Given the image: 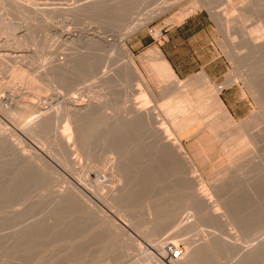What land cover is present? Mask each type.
Wrapping results in <instances>:
<instances>
[{
	"label": "rangeland",
	"instance_id": "1",
	"mask_svg": "<svg viewBox=\"0 0 264 264\" xmlns=\"http://www.w3.org/2000/svg\"><path fill=\"white\" fill-rule=\"evenodd\" d=\"M19 1L25 3V5H22V9H17L19 12H11L12 10L9 2L5 1V3L0 1V16L2 15V17H0V22L4 23H1L4 25L3 28L2 25H0V260L5 257L3 255L7 253L6 256L12 255L13 258L15 257V260L23 259L24 264H105L107 262L109 263V261H111V264H142V252L140 251L144 253H155V249H157L165 254V248L171 244H175L182 248V257L184 258V256L186 257L188 255V247L194 244L195 253H199L200 255L197 256L204 258L203 263L207 264L212 257H214L216 261L212 258L211 262H214L211 264H227L229 262V257L231 261H234L237 257L234 256L235 258L232 259L231 256L233 254L231 253V256H227V253L223 255L228 251L226 249L224 250V248L219 245L217 246V244H215L217 240L215 241V239L210 237L213 224L210 223L209 226V222L206 218L204 222L202 213L191 206H188L190 209L188 210L192 213L186 210V206L189 203V196H185L186 194L188 195V192L183 190H186L184 189L186 186L185 181L192 175L194 177L196 175L195 178H200L206 182V184H204L209 188L208 195H212L210 196L212 197L210 200L214 201L213 205H217L219 198L216 195L215 189L219 187L222 190L224 186H226L224 188L225 190L236 191L239 189L237 188L238 185L235 186V188L231 185H236L237 182L244 180L243 175L250 172L251 166L254 165H252L251 161H253L256 156L258 158L254 160L257 163H261L262 158L264 159V157H262V155L264 156V109H262L264 108V103L260 97L264 92L261 91L260 93L259 90H256V85L259 89L261 84L264 83V71L261 70L264 69V0H179V4L175 7L162 11L159 9L160 3L166 0H151V2H148L150 1L148 0L145 4L141 2L142 0H139V4H134V2L138 0H134V2L133 0H129V3L133 5L134 9L138 7L140 3L142 4L136 11L133 8L134 11H131L132 5L127 4L128 2L124 4V0L120 4H124L125 7L122 6L123 8L119 7L121 0H117L118 4L115 2L116 0ZM167 1L170 5L175 2V0ZM194 3H196L197 6L191 9L192 12H186L185 17L172 21L177 13L185 8H190ZM126 4L131 6H126ZM137 4L138 6H135ZM108 5L109 7H107ZM113 5L115 12L113 11ZM128 9H130L128 15L132 12L130 16H127L126 13ZM111 14L115 15L113 16ZM197 14L200 15V17L203 15L210 20L213 28V35L212 37L209 35V38L212 39V44L205 47L204 51L201 52V65L203 67L188 77H179L163 58L158 44L162 41L163 35L169 28L178 25L188 16ZM238 14L242 16V18H237ZM231 19H233V22H231ZM156 32L159 33V35H157ZM96 41L104 43L102 44L99 42V44L101 43L99 46H107L105 47L106 49L103 51L98 49L99 46ZM140 41L142 42V46L138 47L137 45L141 43ZM92 42L94 45L96 43V45L92 46ZM89 44L94 50L92 47L90 48ZM86 46H88V49L90 48L92 50V52L90 50L91 53L96 50V57L95 53H93V56L90 54L92 58H94L92 61H90L91 56L89 55L90 59L87 60L90 62L87 63V60L84 59L82 60L84 62L80 61L79 65L78 63H71V66L67 69L68 72L66 70H61L58 74L56 73L58 76H55L53 79L55 82L49 83L51 84L50 89H47L48 92L46 91L45 94L31 88L26 81L21 83L17 80L18 77H16L19 73H16V75L14 74L13 69L18 72L19 68L22 67L21 69H26L29 75L39 79V76H41L46 69L48 70L56 64L59 65L60 63L70 60L72 56L76 55L78 52L85 51V49H87ZM83 47L84 49L80 50ZM151 48L155 49L150 50ZM127 51L131 52L130 57ZM154 55L155 58H153ZM130 62L132 64H130ZM261 65L263 67H261ZM81 66H84V68ZM156 66L161 67L158 68ZM100 67H102V71ZM99 70L101 72H99ZM120 71L121 73L123 72V74H121ZM164 71L169 73L173 72L172 74L175 78L172 77L171 80H169L170 78L164 79L161 74ZM118 73L121 76H119ZM128 73L130 75H128ZM122 75L125 76L124 79L129 80L125 81L120 78ZM42 76H44V74H42ZM40 79H43V77H40ZM173 79L179 83H183V87L180 91L173 92L171 95L166 87L170 88L173 86ZM43 82L45 81L41 80V83H39L42 86L47 84L46 82L43 84ZM145 84L148 87H146ZM218 88H221L219 89V95H217ZM139 92L143 93L139 95ZM141 102H143V105ZM145 102L149 103L146 104ZM67 104L69 105L67 106ZM72 105L99 106L97 108L98 110L93 111L95 115H93V118L91 117L92 121L90 120L93 122L91 124L95 127L94 130L91 131V128H93L91 125H89L91 126L90 128H88L87 125L85 126V124H90L88 121L89 118H87L90 116L87 115V117L83 119L85 123L83 122L81 125V131H83H80L82 133H80L81 135L85 134L83 135L84 138H81V140L91 142L92 145L91 143L90 145L93 146V152L97 153L93 154L94 156H92V159H86V155L81 151L75 126L70 117L66 116V111L69 107L72 108ZM140 105H142V110L146 109L144 112L149 117L152 114L154 118L151 119L150 117V119L153 123L150 121V123L146 124L145 121L138 118L139 121L137 120V122L139 123L136 124L137 126L134 125L135 119L133 121V117L135 114L133 115V111L138 107L141 108ZM25 106L26 109L28 107L30 108L26 110ZM224 109L230 121L236 126L243 125L245 127L244 129L248 130L249 135L256 137V139L263 140V143L260 144L259 149L255 151L260 155L252 154L251 156H242V159L240 158L230 165L232 169L229 171L226 172L221 169L212 172L208 167V163L201 164L197 161V158H194L195 156L191 148L195 141L206 136L208 133L206 129L207 126L228 125L226 122L222 121ZM22 111L27 113L28 117L20 123L17 119L23 114ZM130 111H132V115ZM182 112L186 114L182 123L186 130L179 133L172 129L171 117H178ZM119 113L123 115L119 117ZM103 114L104 116L115 118H122L123 116V118H127L125 119L126 122L124 120L125 125L132 119L134 126L131 127L132 122H130L131 125L129 123V126H125L123 124L124 122L119 121L120 119L118 118L116 122L113 121L115 123L112 122L113 125H111V123L110 125L106 123L107 125L105 126H110L109 128H115L116 126L115 131H118L120 134L114 137V129L112 130L100 125V121L98 122V128L96 125L98 123H95V120L96 122L98 119L100 120ZM43 118H46L45 122L49 123V127L58 129V132L61 134L64 132L63 134L64 136L66 135L67 140L70 141L72 139V141H70L71 146L75 147L73 148L74 153L72 152L71 158L78 161L75 160L78 164L75 166L76 168L74 166L72 170L71 167L63 168V165L60 164V162L57 164L56 162H58V160L51 156L53 155L51 153H54L52 152L54 150L51 151V149H54V147H51L54 137L51 133L52 129H49L47 123L46 127L48 128L46 130L39 129L38 131L35 130L33 133L27 131L28 129L26 130L32 123V126H34L36 121L40 122ZM48 118H51L52 123ZM123 118L121 120H123ZM153 119H155V121L157 120L156 124ZM120 122L123 123L121 124ZM121 125H124V127H121ZM152 126H164L166 128L169 126L172 138H175V140L177 139V143H180L179 145H181L182 151L185 154H183V156H186L185 159L191 162V164L189 163L190 167L188 169L191 168V171L194 170V173H191L190 170H187V173L185 171L184 175L181 174V172H177L179 171V166L177 162H174V157L172 155L160 153L159 148L157 149V142L154 140V143L150 140V138H154L152 135ZM44 127L43 125L42 128ZM86 127L87 130L90 129V132L96 131L97 129L99 131L97 130L89 136L86 135L89 131L84 130ZM100 127H103L104 130L106 128L108 136L105 135L106 132L103 134L104 130ZM120 127L122 129L125 128L126 133L119 129ZM128 129H130L128 134L130 133L132 135L134 130L137 132L139 129L141 134L135 133L133 137H131V135H127ZM84 131L86 133H84ZM26 132L29 133L30 136ZM118 132H116V134H118ZM146 132L151 135L148 134L149 137L148 135L146 136ZM93 134H95V136ZM98 134L99 136L103 135V137H98ZM110 134L113 137H111ZM125 135L131 138L127 137L125 140ZM211 135L213 139L217 136H214V133H211ZM104 136H106V138ZM109 136L112 138L111 141L115 140V145L109 143L110 140H107ZM119 136L122 142L118 140ZM87 137L90 138L87 140ZM222 140L223 137H219L216 141L221 142ZM102 141L104 143L106 142L109 146H106V143V147H104V145L102 146ZM216 141L214 140V142ZM150 142L152 146L149 144ZM97 144L100 145V149L97 147ZM105 152L108 153L105 154ZM217 152L218 150L212 153V155L210 154V156L213 157V155H217ZM175 155L179 156V154ZM121 157L122 159L124 157V162L123 160H118ZM116 161L117 164L119 162L118 165L123 162L125 167L120 166V168L116 164ZM173 162L177 164H173L176 168L178 167L177 170L175 167L173 168ZM113 163H115L114 166L117 165L118 168H120V171L117 169L113 172L111 169V167L113 168ZM77 169H79V171H77ZM228 172H230L231 177H234L233 179L229 177L230 175ZM219 173L222 175H219ZM187 174L189 176H187ZM224 174L225 176H223ZM241 175L243 177H241ZM185 177L186 180H184ZM221 182L224 183L222 186H220L222 184ZM228 182H230L231 185L228 184ZM78 183L82 185L80 186ZM225 184H228V186L232 188ZM213 185H215V188H213ZM94 186L98 187V190H96ZM198 187L199 189L203 188L202 185ZM239 187L242 186L239 185ZM186 188H188V186H186ZM78 189L80 191H78ZM199 189L196 187V190ZM239 190H241V188ZM77 191L79 193L83 192L82 194L84 196L81 194L80 196ZM92 191H95L94 195ZM70 193L72 195H70ZM122 193L125 194L124 200H119L121 197L112 199V197L115 196H122ZM182 193L184 194L180 196ZM61 194H67V196L69 194L71 198L73 195L75 196H73L72 200L66 199L70 198L69 196L60 200ZM76 194L79 195V200H83L82 205L84 208L81 203L79 204L81 201L77 199L78 197ZM102 194L106 195L108 198L107 201L110 199L112 203L116 202L118 206H115L116 203L114 204L116 208L113 205L108 206L106 204L107 201L102 199ZM105 195H103V198ZM123 197L124 196H122V198ZM185 198L188 202L184 204V202H186ZM76 199L79 202H77ZM158 199H164L165 201H158ZM110 200L108 202H110ZM122 201L126 204L121 203ZM83 203L86 205L84 206ZM121 204L122 206L127 205L126 209H122ZM104 205L106 207H114V210L110 208V213L105 208H102ZM177 206L179 208H177ZM181 206H185L184 208L186 211H184V208ZM94 207L106 210L105 212L108 213L107 215L110 217L114 216V212L117 213L119 209L128 210L129 213H127L128 211L126 213L124 212L125 214L122 218L120 217V219L127 223L125 219H128L127 217L130 216L126 214L133 215V217H131L136 220H130L131 217L129 218V221H132L131 223H127L129 228L122 225L117 219L118 223H116L122 226H120L122 230L125 227L124 232L127 231V234L130 232L129 235L131 234L135 239V243L141 245L143 250L137 247L140 251L136 248L134 252V249L131 248V252L129 250L128 254L125 256L127 250L125 251L124 246H121L123 244L122 242L120 243L117 236L111 235V238L110 235L109 237L106 234L107 240H105L106 237L104 233H107L106 231H108L109 228V231L113 229L112 231L114 232L115 227L106 223V225H101V223L100 225L97 224L98 222L94 220L92 213L94 210H98V208L95 209ZM159 208L163 209L160 211ZM173 209L178 212H173ZM212 209L215 210V207ZM90 210H93V212L91 213ZM224 210L222 206L219 212L223 213L225 212ZM167 212L168 216L169 214H173V216L170 215V217H168ZM163 213L165 214L162 215ZM195 213H197V215ZM158 219H163V222H160ZM164 220L167 223H165ZM157 221L160 225L156 224ZM135 222L139 224L138 226L140 229ZM202 222H204L206 226L202 224ZM163 223H165L166 226H164ZM132 224L138 231L133 229ZM107 225H111V227ZM234 225L237 227V231L233 229L234 226H230V230L232 233L236 232L234 234L238 235L236 237H238L239 240L234 234L233 240H237L238 245L244 248L249 249L252 244L260 243V241H258L259 239H264V236L258 239L255 237L256 235L252 236L250 234V236L247 234L248 236L239 237V233L237 232H240L238 231L240 226ZM130 226L132 227L130 228ZM207 228L208 230L211 228V230L208 232ZM109 231L108 233L111 234L112 231ZM145 231L147 233L155 232L154 234H157L155 239H151L152 243L150 238L147 237L150 241L146 239L149 233L147 235ZM203 232L206 233L204 234ZM207 233H209L208 236L210 238L206 235ZM35 237L36 239L38 238L37 243H35ZM108 237L111 240H108ZM112 239H114V241ZM186 239L189 242H187ZM208 240L211 243H209ZM107 241L109 242L107 243ZM110 241H112V243H110ZM197 241H201L199 242L201 245L199 247L202 248L204 246L203 251L201 248V251L198 249L199 247L197 244L199 243ZM49 242L50 244L53 242V248L50 247V244L48 245ZM151 244L154 245L155 249H153V245L151 246ZM47 246L50 247V253L52 252L53 255L52 253H48L49 247ZM56 246H60V248L56 249ZM35 247H37V249ZM205 247L209 248L207 249ZM216 247L218 248L216 249ZM112 248L113 251L111 252ZM206 249L207 253L204 255L207 256L204 257L201 253H204ZM31 250L32 252H30ZM30 253L31 255H29ZM54 254L57 256L55 257L56 259L54 258ZM236 256L239 257V255ZM199 257L195 258L196 262H194V264L199 262ZM207 257L209 260H205ZM21 260H16L15 263L19 261V264H21ZM201 260V263L199 262L198 264H203ZM204 260L207 262H204Z\"/></svg>",
	"mask_w": 264,
	"mask_h": 264
},
{
	"label": "bare ground",
	"instance_id": "2",
	"mask_svg": "<svg viewBox=\"0 0 264 264\" xmlns=\"http://www.w3.org/2000/svg\"><path fill=\"white\" fill-rule=\"evenodd\" d=\"M0 1H3V2H5V1H7V2H9V4H10V6H11V12H13V11H16V12H19L18 10L19 9H22V5H25V3H23V2H21V1H19V0H0ZM108 1H111V0H108ZM118 1H120V0H118ZM122 1L123 0H121V2L119 3V5L122 3ZM130 1H132V0H130ZM148 0H142L141 2L142 3H144L145 4V2H147ZM179 0H175V2H174V4H172V5H170V3L166 0V1H163L162 3H160V7H159V9L162 11V10H164V9H170V8H173V7H175L177 4H179V2H178ZM215 1V0H214ZM247 1V0H246ZM114 2V1H113ZM115 2H117V0L115 1ZM125 2H128L127 4H131V3H129V0H127V1H125L124 0V4H125ZM133 2H134V0H133ZM139 2V0L136 2H134V4L135 3H138ZM148 2H151V0L150 1H148ZM153 2V1H152ZM6 3V2H5ZM4 4V3H3ZM28 4V3H27ZM117 4H118V2H117ZM124 4L123 5H120L119 7H122V6H124ZM126 4V6H131V5H127ZM139 4V3H138ZM138 4L137 5H135V6H138ZM106 5V4H105ZM140 5H142L141 3H140ZM139 5V6H140ZM159 5V4H158ZM138 6V7H139ZM197 6V4L196 3H194L190 8H185V9H183V10H181L179 13H177L174 17H173V20L172 21H176V19H180V18H182V17H185L186 16V12H188V13H190V12H192L191 11V9H194L195 7ZM1 7V6H0ZM107 7H109V5L107 6ZM116 7H118V6H116ZM118 7V8H119ZM125 7V6H124ZM138 7H135V9L133 8V5H132V7H131V9L133 8L135 11L137 10V9H139ZM4 8V7H3ZM28 8V7H27ZM102 8V7H101ZM113 8H114V5H113ZM112 8V9H113ZM123 8V7H122ZM130 8V7H129ZM18 9V10H17ZM104 9H106V8H104ZM121 9V8H120ZM125 9V8H124ZM131 10V11H134V10ZM4 10V9H3ZM109 10V9H108ZM111 10V9H110ZM1 11V10H0ZM29 11V10H28ZM112 11V10H111ZM114 12H115V8H114V10H113ZM112 11V12H113ZM120 11H122V10H120ZM119 11V12H120ZM127 11V10H126ZM130 11V9H128V11L126 12L127 13V16H130L131 15V13H129L130 15H128V12ZM6 12V11H5ZM15 12V13H16ZM107 12V11H106ZM109 12V11H108ZM234 12V11H233ZM7 13V12H6ZM121 13V12H120ZM125 13V14H126ZM102 14V13H101ZM117 14V13H116ZM119 14V13H118ZM123 14H124V12H123ZM240 14V13H239ZM239 14H238V16H237V18H242V16H239ZM9 15H10V13H9ZM26 15V14H25ZM104 15V14H103ZM110 15V14H109ZM111 15H113V14H111ZM115 15V14H114ZM113 15V16H114ZM122 15V14H121ZM121 15H120V18H121ZM241 15V14H240ZM108 16V15H107ZM236 16V15H235ZM0 17H2V15L0 16ZM8 17V16H7ZM105 17H106V15H105ZM111 17V16H110ZM116 17H119V16H116ZM115 17V18H116ZM123 17V16H122ZM244 17H245V15H244ZM243 17V18H244ZM125 18V17H124ZM123 18V19H124ZM235 18V17H234ZM4 20V19H3ZM6 20V19H5ZM118 20H120V19H118ZM122 20V19H121ZM232 21L231 22H233V19H231ZM117 21V20H116ZM1 23H3V22H0V25H2ZM12 23V22H11ZM4 24V23H3ZM114 24V23H113ZM95 25V24H94ZM98 25V24H97ZM3 26L4 25H2V28H3ZM15 26V25H14ZM14 26H13V29H14ZM12 27V26H11ZM16 27V26H15ZM111 27V26H110ZM1 31V30H0ZM14 33V32H13ZM157 33V32H156ZM5 34V33H4ZM75 34V33H74ZM157 35H159V33H157ZM156 35V36H157ZM155 36V35H154ZM74 37V36H73ZM104 37V36H103ZM154 38V37H153ZM90 39V38H89ZM89 41V40H88ZM91 41V40H90ZM86 42V41H85ZM97 42V41H96ZM99 42H101V41H98L97 42V44H98V46L102 43H100L99 44ZM73 43V42H72ZM90 43V42H89ZM102 44H104V43H102ZM74 45V44H73ZM92 46H95L96 45V43H95V45L93 44V42H92V44H91ZM105 45H107V44H105ZM89 46H90V44H89ZM92 46H90V48L92 47ZM119 46V45H118ZM87 47V49H85V51H80V52H78L76 55H74V56H72V58L70 59V60H68V61H66V62H63V63H60L59 65L58 64H56V65H54L52 68H50V69H46V71H42L43 73L42 74H44V76H42V74H41V76H39V79H37V78H34L33 76H31V75H29V73H27V71H26V69H21V68H19V70H18V72L17 71H15L14 69H13V71H14V74L16 75V73H19L18 75H16V77H18V79L17 78H15V79H17L18 81H20L21 83H24L25 81H26V83L28 84V85H30L31 86V88H34L35 90H37V92H40V93H43V94H45L46 93V91H47V89L49 90L50 89V85L51 84H49V83H52V82H55V81H53V79L55 78V76H58V75H56V73L58 74V72L59 71H61V70H66L67 71V69L71 66V63L72 64H75V63H78V65H79V63H80V61L81 62H84V61H82V60H84V59H90V61H92L94 58H92V56L94 55L93 53H95V57H96V50L93 52V53H91L92 52V50L89 48L88 49V46H86ZM105 47H107V46H105ZM103 45L102 46H99V48L98 49H101V51H103V50H105L106 48H105ZM93 48V47H92ZM104 48V49H103ZM82 49H84V47L83 48H81L80 50H82ZM79 50V49H78ZM90 50H91V52H90ZM93 50H94V48H93ZM116 50H118V49H116ZM129 50V49H128ZM100 51V52H101ZM157 51V50H156ZM99 52V53H100ZM154 52H155V50H154ZM153 52V53H154ZM104 53V52H103ZM156 53V52H155ZM92 56H91V55ZM98 54V53H97ZM127 54H128V56L130 57L131 56V52L130 51H127ZM89 55L91 56L90 58H89ZM101 55V54H100ZM63 56V55H62ZM157 57V56H156ZM68 58V57H67ZM153 58H155V55L153 56ZM43 59H44V57H43ZM42 59V60H43ZM107 59V58H106ZM131 59V58H130ZM63 60V59H62ZM108 60V59H107ZM46 61V60H45ZM90 61H86L87 63L88 62H90ZM133 61V60H132ZM131 61V62H132ZM108 62V61H107ZM130 62V64H132ZM104 63V62H103ZM44 65V64H43ZM158 65V64H157ZM48 66V65H47ZM132 66V65H131ZM264 66V65H263ZM262 65H261V67H263ZM81 67H83L84 68V66H81ZM86 67V66H85ZM99 67V66H98ZM133 67V66H132ZM132 67H129V68H131V69H133ZM156 67H158V66H156ZM161 66H159L158 68H160ZM261 67H260V69H261ZM126 68V67H125ZM264 68V67H263ZM100 69H101V71H102V67H100ZM135 69V68H134ZM170 69V68H169ZM260 69H259V71H260ZM30 70V69H29ZM120 70V69H119ZM136 70V69H135ZM134 70V71H135ZM162 70V69H161ZM164 70V69H163ZM261 70H263L264 71V69H261ZM12 71V70H11ZM100 70H99V72H101ZM122 71V70H121ZM121 71H120V73H121ZM133 71V70H132ZM167 71V70H166ZM166 71H164V72H162L161 74L163 75V78L164 79H166V78H170L169 80H171V78L173 77V72H171V73H169V72H166ZM169 71V70H168ZM259 71H258V73H259ZM68 72V71H67ZM87 72V71H86ZM98 72V71H97ZM119 72V71H118ZM130 72V71H129ZM13 73V72H12ZM91 74V73H90ZM121 74H123V72L121 73ZM118 75H119V73H118ZM128 75H130L129 73H128ZM71 76V75H70ZM87 76V75H86ZM85 76V77H86ZM119 76H121V75H119ZM125 76L127 77V75L125 74ZM125 76L124 75H122V77H120V78H122V79H124L125 78ZM175 76V75H174ZM37 77V76H36ZM40 77H43V79H40ZM72 78V77H71ZM119 78V77H118ZM173 78H175V77H173ZM37 79V80H36ZM41 80L42 81H45L47 84H44L45 82H43V84L45 85H41L40 83H41ZM125 81L126 80H129V79H124ZM180 81V80H179ZM40 82V83H39ZM162 82V81H161ZM232 82V81H231ZM250 82V81H249ZM133 83V82H132ZM146 85V84H145ZM172 87H170V88H167L166 87V89H168L169 91H170V93H171V95L173 94V92H176V91H180L181 89H182V87H183V83H179L178 81H176L175 79H173L172 80ZM254 85H256V84H254ZM146 87H148L147 85H146ZM251 87H252V85H251ZM165 88V87H164ZM163 89V88H162ZM165 89V90H166ZM255 89V88H254ZM164 90V91H165ZM256 90L258 91L259 90V92L261 93V91L262 92H264L263 90H264V83L263 84H261V86L259 87V89L257 88V85H256ZM255 90V91H256ZM142 91V90H141ZM169 91H168V93H169ZM48 92V91H47ZM143 92H139V95L140 94H142ZM258 93V92H257ZM260 93H259V96H260ZM45 96V95H44ZM258 96V95H257ZM261 97V99H262V102L264 103V94L262 93V95L260 96ZM141 99H143V98H141ZM148 99V98H147ZM146 99V100H147ZM137 101V100H136ZM140 101V100H139ZM143 101V100H142ZM145 101V100H144ZM146 104L147 103H149V102H145ZM141 104L143 105V102H141ZM260 104H261V102H260ZM69 104H67V106H68ZM142 105H140V107L141 108H139L138 106H139V104H138V108L135 110V111H133V115H134V117H136V118H134L133 117V121H134V119H135V124H134V122H132V119L130 120V119H128V120H130L129 121V123L130 122H132V125H131V123H130V125H131V127L132 126H134V125H136V124H138L139 122H137V120H138V118H141L143 121H145L146 122V124L147 123H150V121H151V119L152 118H154V117H152V114H151V119H150V117L144 112V110H146V109H144V106H143V109L144 110H142ZM145 105V104H144ZM263 105V104H262ZM73 107L72 108H68V110L66 111V116L68 117H70V119H71V121H72V123L74 124V126H75V130H76V132H77V138H78V142H79V145H80V148H81V151L83 152V154L84 155H86V159H92V156H94L93 154H95L93 151V146H91L92 145V143L91 142H89V141H84V140H81V138H84V136L83 135H85V134H83V135H81L82 133V131H81V125H82V123L85 121H83V119H84V117H87V115L88 116H90V117H87V118H89L88 119V121L90 122V124H85V126L87 125L88 126V128H90L93 124H91V123H93V122H91L92 120H91V117L93 118V115H95L94 114V112L93 111H95V110H98L97 108L99 107H97V105H90V106H86V105H79V106H77V105H72ZM103 106V105H102ZM264 106V105H263ZM66 107V106H65ZM145 107H146V105H145ZM149 107V106H148ZM169 107V106H168ZM28 108H30V107H28ZM27 108V109H28ZM147 108V107H146ZM25 109H26V106H25ZM26 109V110H27ZM32 109V108H31ZM150 109V108H149ZM262 109H264V108H262ZM24 111V110H23ZM22 111V112H23ZM152 111V110H151ZM21 112V113H22ZM30 112H31V110H30ZM58 112V111H57ZM56 112V113H57ZM93 112V113H92ZM149 112V111H148ZM92 113V114H91ZM151 113V112H150ZM60 114V113H59ZM91 114V115H90ZM106 114V113H105ZM120 114V113H119ZM126 114V113H125ZM130 114L132 115V111H130ZM149 114V113H148ZM264 114V113H263ZM63 115V114H62ZM65 115V114H64ZM97 115V114H96ZM121 115H123V114H120V116L119 117H121ZM149 117H147V116ZM185 113H181L178 117H171V122H172V125H171V127H172V129L173 130H176L177 132H179V133H182V132H184L186 129L184 128V125L182 124L183 123V119H184V117H185ZM222 121H224V122H226L228 125H230V126H228V125H225L224 126V124L221 126H213V125H210V126H207L206 127V129L208 130V133L206 134V136H204V137H202V139L200 138V139H198L197 141H195V143L193 144V146H192V151H193V154H194V158H197V161H199L201 164H209V168H210V170L213 172V171H217V170H221V169H223V170H225L226 172L227 171H229L230 169H232L231 168V164H233L235 161H237V160H239L240 158L242 159V156H246V155H249V156H251L252 154H257L255 151H257L258 149H259V145L260 144H262L263 143V140H259V139H256V137H253V136H251V135H249V132H248V130L247 129H244L245 127L243 126V125H241V126H236L232 121H230V118H229V116H228V114H227V112H226V110L224 109V111H223V113H222ZM102 116V115H101ZM126 116V115H125ZM28 117V114L27 113H24L23 112V114H21L19 117H18V121L20 122V123H22L26 118ZM132 117V116H131ZM41 118V117H40ZM96 118H97V116H96ZM118 118V117H117ZM115 118V117H107L106 115L104 116V114H103V116H102V118L99 120L98 119V121L96 122V120H95V116H94V120H95V123H98L99 121V123H101L100 125H103L104 127H108V126H105V125H107L108 123H109V125H110V123H111V125H113V123H115L118 119H120L119 121H123L124 122V120L125 119H127V118H123V116H122V118H123V120H121L122 118ZM129 118H130V115H129ZM46 119V118H45ZM45 119L43 118V119H41V121L40 122H35V125L34 126H32L33 125V123H32V125L30 126V127H28V128H26V130L27 131H30L31 133H33L35 130H39V129H41V130H46L50 125H49V123H47V122H45ZM49 120H51V118H48ZM63 119V118H62ZM69 119V118H68ZM67 119V120H68ZM69 119V120H70ZM86 119V118H85ZM91 120V121H90ZM154 121H155V119H153ZM46 121H48V120H46ZM64 121H66V120H64ZM113 121H115V122H113ZM139 121V120H138ZM142 121V122H143ZM157 121V120H156ZM156 121L154 122L155 124H156ZM221 121V122H222ZM26 122V121H25ZM24 122V123H25ZM34 122V121H33ZM49 122V121H48ZM113 122V123H112ZM122 122V123H123ZM125 122H126V120H125ZM125 122L123 123L124 125H125ZM128 122V121H127ZM141 122V121H140ZM46 123L48 124V127H46ZM51 123H52V120H51ZM85 123V122H84ZM86 123H87V120H86ZM99 123L98 124H96L97 125V127L99 128ZM104 123V124H103ZM107 123V124H106ZM121 123V122H120ZM119 123V124H120ZM121 123V124H122ZM128 123V124H129ZM151 123H153V121H151ZM159 123V122H158ZM66 124V123H65ZM64 124V125H65ZM68 124V123H67ZM127 124V125H128ZM134 124V125H133ZM141 124V123H140ZM155 124H153V125H155ZM221 124V123H220ZM43 125L46 127H44V128H42L43 127ZM89 125H91V126H89ZM95 125V124H94ZM124 125L122 126L121 125V127H124ZM127 125H125V126H127ZM53 126V125H52ZM85 126H84V128H85ZM129 126V125H128ZM137 126V125H136ZM148 126H151V125H148ZM258 126V125H257ZM27 127V126H26ZM54 127V126H53ZM93 128H91V131L92 130H94V126H92ZM97 127H96V129H97ZM110 127V126H109ZM108 127V128H109ZM114 127V126H113ZM119 128V129H121L122 131H125V133H126V130H125V128L124 129H122V128ZM130 127V128H131ZM157 127V128H156ZM156 127H154V126H152L151 127V129H153V133H152V135H153V137L155 138H150V140L151 141H153L154 142V140H155V142H157L156 144L158 145V147H157V149L159 148V150H160V153H163V154H168V155H172L173 157H174V162H177V164H178V166H179V171H177V172H181V174H183L184 175V172L186 171V173H187V170H190V172L192 173L194 170H192L191 171V168L190 169H188L189 167H190V164H191V162L189 161L188 162V160L187 159H185L186 158V156L184 157L183 156V151H182V147H181V145H179L180 143H177V139L175 140V138L173 139L172 138V136H171V134H170V131H169V126H168V128H166V127H164V126H156ZM64 128V127H63ZM101 129H103L104 130V128L103 127H100ZM107 128V129H108ZM115 128H116V126H115ZM115 128H109V129H114L113 131H115ZM150 128V127H149ZM49 129L51 130L52 129V127H49ZM83 129V128H82ZM100 129V130H101ZM40 130V131H41ZM69 130V129H68ZM84 130H86V131H89L90 129H88L87 130V127H86V129H84ZM98 130V129H97ZM96 130V131H97ZM102 130V131H103ZM118 130V129H117ZM129 130L130 129H128V131H127V135H131L130 133L128 134V132H129ZM140 130V129H139ZM138 130V131H139ZM255 130V129H254ZM59 130L58 129H56V128H54V129H52V136L54 137V140H52V146L51 147H54V149H51V151L52 150H54V151H52V152H54V153H51V152H49V153H51V154H53V155H51L54 159L56 158L57 160H58V162H56L57 164L60 162V164H62L63 165V168H70L71 167V170L73 169V166L75 167L76 165H78L77 164V162L73 159V158H71L72 156H71V154H72V152L74 151V147H72L71 146V142L70 141H72V139L69 141V140H67L66 139V135L64 136V132H62V134L60 133V132H58ZM65 131V130H64ZM71 131V130H70ZM81 131V132H80ZM96 131H93V132H87V134L86 135H89L90 136V134H92V133H94V132H96ZM99 131V130H98ZM101 131V132H102ZM121 131V132H122ZM132 131V130H131ZM136 130H134L133 132L134 133H132V135H131V137H133V135L135 134V133H140V131L138 132H135ZM100 132V133H101ZM105 132H106V128H105V130H104V133L103 134H105ZM116 132H118V131H115V135H114V137H117V135H119L120 133L118 132V134H116ZM142 132V131H141ZM27 133V132H26ZM67 133H69V132H67ZM81 133V134H80ZM84 133H86L85 131H84ZM89 133V134H88ZM123 133V132H122ZM121 133V134H122ZM147 134H146V136L149 134L148 132H146ZM211 133H214V136L215 135H217L216 136V138H212V135H211ZM27 134H29V133H27ZM141 134V133H140ZM145 134V133H144ZM94 136H95V134H93ZM93 135H92V137H93ZM101 135V134H100ZM105 135H107V132H106V134ZM111 135V134H110ZM127 135H125L126 137H125V140L127 139V137H129V138H131L130 136H127ZM139 135V134H138ZM149 135H151V134H149ZM149 135H148V137H149ZM195 135V134H194ZM208 135V136H207ZM220 135V136H219ZM29 136H30V134H29ZM31 136H32V134H31ZM108 136V135H107ZM145 136V137H146ZM213 136V137H214ZM72 137V136H71ZM70 137V138H71ZM86 137V136H85ZM91 137V138H92ZM98 137H103V135L102 136H99V134H98ZM105 138H106V136H104ZM110 137V136H109ZM109 137L107 138V140L109 141H111V137H113L112 135H111V137H110V139H109ZM139 137V136H138ZM219 137H223V140L221 141V142H218V141H216V140H218V138ZM70 138H68V139H70ZM90 137H87V140L89 139ZM104 138V139H105ZM118 139V138H117ZM117 139H116V141H117ZM123 139H124V137H123ZM221 139V138H220ZM264 139V138H263ZM99 140V139H98ZM118 140H121V137L119 136V139ZM147 140H149V139H147ZM214 140L216 141V142H214ZM105 141H106V139H105ZM109 141V143L110 144H112V145H115L116 144V142H114L113 140V142L111 141L110 142ZM76 142V141H75ZM107 142V141H106ZM105 142V143H106ZM121 142H122V140H121ZM134 142V141H133ZM145 142V141H144ZM154 142V143H155ZM90 143H91V145H90ZM104 142L102 141V143H101V145L103 146L104 145V147H106L108 144L106 143V146H105V143L103 144ZM99 144V143H98ZM97 144V145H98ZM150 145L152 144L151 142L149 143ZM54 145V146H53ZM74 145V144H73ZM76 145V144H75ZM91 146V147H90ZM99 146L100 145H98L97 147L99 148ZM109 146V145H108ZM152 146V145H151ZM150 146V147H151ZM133 147H135V146H133ZM50 148V147H49ZM94 148H96V147H94ZM156 148V147H155ZM264 148V147H263ZM48 149V148H47ZM100 149V148H99ZM156 149V150H157ZM78 150V149H77ZM113 150V149H112ZM118 150V149H117ZM158 150V151H159ZM216 150H218V152H217V155H213V157H211L210 156V154L212 155V153H214ZM96 151V150H95ZM99 152V151H98ZM109 152V151H108ZM108 152H105V154L106 153H108ZM119 152V151H118ZM123 152V151H122ZM129 152V151H128ZM47 153H48V151H47ZM74 153V152H73ZM138 153V152H137ZM76 154V153H75ZM97 154V153H96ZM127 154V153H126ZM175 154H179V156H176ZM180 154H181V156H180ZM46 155V154H45ZM125 155V154H124ZM185 155V154H184ZM257 155H260L259 153L257 154ZM35 156V155H34ZM38 156V155H37ZM77 156V155H76ZM96 156V155H95ZM254 156V155H253ZM128 157H129V154H128ZM262 157H264L263 155H262ZM261 157V158H262ZM53 158H51L52 160H54ZM114 158H117V157H114ZM165 158V157H164ZM256 159L258 158L257 156L255 157ZM254 158V159H255ZM50 159V160H51ZM123 159H124V157H123ZM122 159V157L120 158V159H118L119 161L121 160H123ZM253 159V161H251V163H252V165L253 166H251L252 168L250 169V172H248V173H246L245 175H241V177H243L244 178V180L243 181H239V182H237V184L236 185H231L230 184V182H228V184H230L231 186H234V188H235V186H237V188H241V190H239V189H234V190H236V191H227V189L225 190L224 188L226 187V186H224V188L221 190V188H217V189H215V192H216V195H217V197L219 198L218 199V202H217V205L215 204V205H213L214 204V201L213 200H210V198L212 199V197H210V196H212V195H208V192H209V188L205 185L206 184V182H204L202 179H198V178H195L196 177V175H195V177L192 175L190 178L189 177H187V176H189L188 174H187V178H189V179H187L186 180V177H185V179L184 180H186L185 182V185L186 186H188V188H186V186H185V188L184 189H186V190H183V191H186V192H188V195L186 194L185 196H189V198H188V200H189V203H188V205L186 206V210L188 211V212H191V211H189L190 209H189V207L188 206H191L192 208H194V209H196V210H198L200 213H202V215H203V217L202 218H204V222H205V218L207 219V221L209 222L208 223V225L210 226V223H212L211 225H212V230H211V228L208 230V228H207V230H208V232L211 230L212 232L210 233V237L212 238V239H215V241L217 242V243H215V244H217V246L219 245V246H221V247H223L224 248V250L226 249L228 252H225V254H223V255H226V253L228 254L227 256H231V254H233L231 257H232V259H234L235 257H237L234 261L232 260H230V257H229V262L227 263V264H250V263H252V264H264V241H261V240H264V239H262L261 238V236L263 237L264 236V159L262 158V162L261 163H257V162H255V160ZM109 160V159H108ZM125 160V159H124ZM124 160H123V162H124ZM163 160V159H162ZM171 160V159H170ZM187 160V161H186ZM259 160V159H258ZM56 161V160H55ZM54 161V162H55ZM111 161V160H110ZM113 161V160H112ZM171 161H173V160H171ZM261 161V160H260ZM123 162L122 163H120V165H118L119 164V162H118V164H117V161H116V164L120 167H125V165L123 164ZM126 162V161H125ZM136 162V161H135ZM174 162L172 163V165L174 164ZM198 162V163H199ZM190 163V164H189ZM56 164V165H57ZM114 164L115 163H113V168L111 167V169L113 170V172H115L117 169H119V171H120V168H118V166L116 165V166H114ZM121 164H123V165H121ZM136 164H137V162H136ZM152 164V163H151ZM176 163L174 164V165H177ZM189 164V165H188ZM61 165V166H62ZM106 165V164H105ZM173 165V168L175 167L176 168V166H174ZM194 165V164H193ZM65 166V167H64ZM112 166V165H111ZM140 166V165H139ZM79 167V166H78ZM141 167V166H140ZM140 167H139V169H140ZM238 167V166H237ZM59 168V167H58ZM60 168H62V167H60ZM76 168V167H75ZM74 168V169H75ZM91 168V167H90ZM178 168V167H177ZM177 168H176V170H177ZM203 168H204V166H203ZM108 169V168H107ZM124 169V168H123ZM145 169H147V168H145ZM195 169V168H194ZM243 169V168H242ZM82 170V169H81ZM148 170V169H147ZM77 171H79V169H77ZM204 171H205V168H204ZM76 172V171H75ZM118 172V171H117ZM126 172V171H125ZM144 172V171H143ZM185 173V174H186ZM194 173V172H193ZM229 173V175H230V172H228ZM227 173V174H228ZM234 173H235V171H234ZM190 174V173H189ZM113 175V174H112ZM111 175V176H112ZM182 175V176H183ZM191 175V174H190ZM205 175H206V173H205ZM208 175V174H207ZM219 175H222V174H220L219 173ZM82 176V175H81ZM180 176V175H179ZM223 176H225V174L223 175ZM184 177V176H183ZM200 177V176H199ZM231 179H233L234 177H231V175L229 176ZM241 177H239V178H241ZM228 178V177H227ZM236 179H237V177H236ZM125 180V179H124ZM136 180V179H135ZM184 180H182V181H184ZM229 180V179H228ZM147 181V180H146ZM225 181V180H224ZM93 182V181H92ZM141 182V181H140ZM208 182V181H207ZM227 182V181H226ZM148 183V182H147ZM205 183V184H204ZM222 183V182H221ZM232 183H234V182H232ZM79 184V183H78ZM182 184H183V182H182ZM215 184H217V183H215ZM224 183H222L220 186H222ZM228 184H225V185H227L228 186ZM80 185V184H79ZM82 185V184H81ZM80 185V186H81ZM120 185V184H119ZM139 185V184H138ZM141 185V184H140ZM184 185V184H183ZM201 185H202V187L203 188H201V189H199V187L198 186H200L201 187ZM239 185L240 186H242V187H239ZM122 186V185H121ZM211 186V185H210ZM214 187L213 188H215V185H213ZM217 186V185H216ZM95 187V186H94ZM196 187L199 189V190H196ZM228 187H230V186H228ZM81 188V187H80ZM82 188H84V187H82ZM88 188V187H87ZM93 188V187H92ZM98 187H95V189L96 190H98L97 189ZM208 188V189H207ZM230 188H232V187H230ZM76 189V188H75ZM85 189V188H84ZM135 189V188H134ZM145 189V188H144ZM74 190V189H73ZM92 190H94V189H92ZM212 190V189H211ZM225 190V191H224ZM239 190V191H238ZM78 191H80L79 189H78ZM77 191V192H78ZM82 191V190H81ZM88 191H90V190H88ZM159 191V190H158ZM213 191V190H212ZM93 192V195H94V192L95 191H92ZM99 192V191H98ZM137 192V191H136ZM139 192V191H138ZM142 192V191H141ZM167 192H169V191H167ZM166 192V193H167ZM79 193V192H78ZM77 193V194H78ZM83 193V192H82ZM82 193H79V195L81 194V195H83ZM88 193V192H87ZM86 193V194H87ZM179 193V192H178ZM60 194V193H59ZM74 194H75V192H74ZM76 194V196L78 197L77 199L79 200V195H77ZM89 194V193H88ZM97 194V193H96ZM100 194V193H99ZM130 194V193H129ZM144 194H145V192H144ZM184 193H182V194H180V196L181 195H183ZM70 195H72L71 193H70ZM69 194H68V196L70 197V198H66L67 200L69 199H71L72 200V198H73V196H75V195H73L72 196V198H71V196H70ZM80 195V196H81ZM103 195H105V194H102L101 195V197H102V199L104 200V201H107V197H106V195L104 196V198H103ZM128 195V194H127ZM126 195V196H127ZM67 196V194H61L60 195V200L61 199H65V197H68ZM84 196V195H83ZM96 196V195H95ZM99 196V195H98ZM122 196H124L123 198H122ZM122 196L121 195H119V197H117V196H115V197H112V199H118V198H120L121 197V199H119V200H124V198H125V194L124 193H122ZM58 197V196H57ZM97 197V196H96ZM100 197V198H101ZM183 197V196H182ZM59 198V197H58ZM76 198V197H75ZM98 198V197H97ZM184 198V197H183ZM76 199V200H77ZM80 199H81V197H80ZM86 199V198H85ZM90 199V198H89ZM186 199V198H185ZM76 200H74V201H76ZM77 200V202H79V201H81V200H79L78 201ZM97 201H100L99 199H96ZM110 200V199H109ZM108 200V201H109ZM159 200H162V199H158V201ZM164 200V199H163ZM162 200V201H163ZM184 200V199H183ZM217 200V199H216ZM83 201V200H82ZM82 201L81 202H79V204L81 203V205H82ZM104 201H103V203H104ZM107 201V205L108 206H114V204L116 203H112V201L110 200V202H108ZM165 201V200H164ZM186 202H184V204L185 203H187L188 201H187V199L185 200ZM213 201V202H212ZM65 202V201H64ZM71 202V201H70ZM94 202V201H93ZM102 202V201H101ZM100 202V203H101ZM161 202V201H160ZM69 203V202H68ZM74 203V202H73ZM86 203V202H85ZM85 203H83L84 204V206L87 204H85ZM89 203V202H88ZM120 203V202H119ZM121 203H123V201L121 202ZM125 203V202H124ZM123 203V204H124ZM216 203V202H215ZM105 204V203H104ZM105 204V205H106ZM126 204V203H125ZM183 204V205H184ZM90 205V204H89ZM103 205V204H102ZM104 205V207H102L103 209L105 208L106 210H108L110 213H111V211L109 210L110 208H114L115 206L117 207L118 206V204L116 203V205L114 206V207H106ZM121 206H122V204H121ZM123 206H124V208H123ZM121 208L122 209H126V206L127 205H123ZM180 206V205H179ZM184 206V207H185ZM223 206V208L225 209L224 211L225 212H219L220 211V209H221V207ZM82 207H83V205H82ZM81 207V208H82ZM86 207H88V206H86ZM91 207V206H90ZM100 207V206H99ZM115 207V208H116ZM157 207V206H156ZM176 207V206H175ZM175 207H174V209H175ZM181 207H183V206H181ZM183 207V208H184ZM215 207V210L214 209H212V208H214ZM84 208V207H83ZM95 208V207H94ZM98 207H96L95 209H97ZM177 208H179L178 206H177ZM90 209V208H89ZM93 209V208H92ZM103 209H101V208H98V210H94V212H93V210L91 211V213H92V215L94 216L93 218H94V220L96 221V222H98L97 224H99L100 225V223H101V225L102 224H111L113 227H115V231L113 232L112 230V232L111 231H109L110 230V228L108 229V231L109 232H111V234H109L108 233V231H106L107 233H104V235H105V237H106V234H107V236H117L118 237V239H119V241H120V243L122 242V244L123 245H121L122 247L124 246V248H125V251H126V253H125V256L128 254V251L130 250V252H131V248L132 249H134V252L136 251V248L138 247L139 249H141V250H143V248L141 247V245H137L136 243H135V239L131 236V234L129 235V233L127 234L126 232H124V228H123V230H122V228H120V226L121 225H118L117 223V220L118 221H120L121 223H122V225H125L126 227H128V225H127V223L129 222V223H131L132 221H129V218L132 216L133 217V215H128V214H126L127 216H130V217H127L128 219H125L126 220V222L127 223H125L124 221H122L121 219H120V217L122 218L123 217V215L128 211H126V210H120L119 208V210H117V213L116 212H114L115 214H114V216H112V217H110V216H108L107 214L108 213H106L105 211L106 210H103ZM128 209V208H127ZM155 209V208H154ZM157 209H158V207H157ZM161 209H163V208H161ZM161 209L159 208V210L161 211ZM173 209V212H175V211H177V210H174ZM189 209V210H188ZM114 210V209H113ZM185 210V208H184V211H186ZM212 210H214V211H212ZM223 210V209H222ZM89 211V210H88ZM149 211V210H148ZM158 211V210H157ZM195 211V210H194ZM113 212V211H112ZM125 212V213H124ZM133 212V211H132ZM150 212V211H149ZM153 212V211H152ZM171 213H173L172 211H170ZM169 212V213H170ZM178 212V211H177ZM180 212V211H179ZM197 212V211H196ZM90 213V212H89ZM90 213V214H91ZM110 213H109V215H110ZM127 213H129V211L127 212ZM176 213V212H175ZM181 213V212H180ZM192 213V212H191ZM219 213H220V216H219ZM15 214V213H14ZM21 214V213H20ZM85 214H86V211H85ZM151 214V213H150ZM154 214H156V213H154ZM165 213H163L162 215H164ZM190 214V213H189ZM196 215H197V213H195ZM223 214V215H222ZM113 215V214H112ZM170 215H172L173 216V214H169V216H168V212H167V216L168 217H170ZM179 215V214H178ZM181 215V214H180ZM17 216V215H16ZM20 216V215H19ZM166 216V215H165ZM165 216H164V218H165ZM182 216V215H181ZM18 217V216H17ZM16 217V218H17ZM130 218V220L132 219V220H136V219H134V218ZM200 217V218H201ZM13 218H15V217H13ZM92 218V217H91ZM163 218V219H164ZM167 218V217H166ZM117 219V220H116ZM124 219V218H123ZM155 219V218H154ZM160 219V218H159ZM158 219V220H159ZM162 219V220H163ZM167 219H169V218H167ZM198 219V218H197ZM162 220H159L160 222L162 221ZM166 220V219H165ZM165 220H164V222H165ZM202 220V219H201ZM133 221V222H134ZM93 222V221H92ZM117 222V223H116ZM119 222V223H120ZM163 222V221H162ZM204 222H202V224H205ZM120 223V224H121ZM136 223V222H135ZM135 223H134V225H135ZM153 223V222H152ZM165 223H167V222H165ZM165 223H163V225L164 226H166L165 225ZM105 224V225H106ZM137 224V223H136ZM156 224L158 225H160V223H158V221L156 222ZM155 224V225H156ZM162 224V223H161ZM234 224H236L238 227H239V230L238 231H240V232H237V233H239V237H241V236H244L245 237V235L246 236H248L249 234L250 235H256L255 237L256 238H261V240L259 239L258 241H260V243H256V244H252L251 246H250V248L249 249H247V248H244V247H242L241 245H238V243H237V240L235 241V240H233L234 239V236H233V234L234 233H236V232H233L232 233V231L230 230V226H234L233 227V229H237V227H235V225ZM239 224V225H238ZM105 225H103V226H105ZM111 225H107V226H109V227H111ZM134 225L132 224V226H133V229H135V227H134ZM139 224H137V226H138ZM147 225V224H146ZM169 225V224H168ZM207 225V226H208ZM13 226V225H12ZM96 226V225H95ZM98 226V225H97ZM132 226H130V228L132 227ZM136 226V227H137ZM172 226V225H171ZM205 226H206V224H205ZM122 227V226H121ZM197 227V226H196ZM108 228V227H107ZM107 228H106V230H107ZM129 228V227H128ZM138 228H139V226H138ZM140 229V228H139ZM143 229V228H142ZM160 229H161V227H160ZM97 230V229H96ZM132 230V229H131ZM135 230H137V228L135 229ZM94 231V230H93ZM138 231V230H137ZM142 231V230H141ZM148 231V230H147ZM152 231V230H151ZM156 231V230H155ZM198 231V230H197ZM204 231V230H203ZM206 231V230H205ZM237 231V230H236ZM97 232V231H96ZM140 232V231H139ZM146 232V231H145ZM157 232V231H156ZM161 232H162V230H161ZM207 232V231H206ZM205 232V233H206ZM147 233V232H146ZM149 233V236H146V239H147V237L148 238H150V240L151 239H155L157 236V234H154L153 232L151 233V232H148ZM148 233H147V235H148ZM150 233H151V235H150ZM197 233H200V232H197ZM204 233V232H203ZM204 233V234H205ZM208 234L209 233H207L206 235L208 236ZM248 234V235H247ZM50 235V234H49ZM205 235V236H206ZM235 235V237L236 236H238V235H236V234H234ZM249 235V236H250ZM33 236V235H32ZM37 236V235H36ZM109 236V237H110ZM112 236H111V238H112ZM144 236V235H143ZM155 236V237H154ZM207 236H206V238H207ZM56 237V236H55ZM108 237V240H111L110 238ZM209 237V236H208ZM209 237V238H210ZM192 238V237H191ZM237 239H238V237H236ZM235 238V239H236ZM24 239V238H23ZM29 239V238H28ZM30 239H32V238H30ZM35 239H36V237H35ZM104 239V238H103ZM115 239H117V238H115ZM205 239V238H204ZM208 239V238H207ZM33 240V239H32ZM37 240H38V238L36 239V242L35 243H37ZM49 240V239H48ZM105 240H107V237H106V239ZM113 241H114V239H112ZM148 241H150L149 239H147ZM187 240V239H186ZM210 240V239H209ZM208 240V241H209ZM239 240V239H238ZM64 241V240H63ZM118 241V242H119ZM183 241V240H182ZM195 241V240H194ZM29 242H30V240H29ZM54 242V241H53ZM52 242V243H53ZM102 242V241H101ZM106 242V241H105ZM109 241H107V243H108ZM187 242H189L188 240H187ZM198 242V241H197ZM199 242H201V241H199ZM198 242V243H199ZM202 242H203V239H202ZM214 242V241H213ZM212 242V243H213ZM52 243L50 244V242L48 243V245L50 244V247H52L53 245H52ZM55 243H57V242H55ZM110 243H112V241H110ZM151 243H152V240H151ZM154 243H155V241H154ZM192 243H193V241H192ZM209 243H211L210 241H209ZM39 244V243H38ZM47 244V243H46ZM59 244V243H58ZM57 244V245H58ZM61 244V243H60ZM156 244V243H155ZM191 244V243H190ZM24 245V244H23ZM36 245V244H35ZM43 245V244H42ZM56 245V244H55ZM112 245V244H111ZM153 244H151V246H152ZM198 245V247L199 246H201L200 245V243L199 244H197ZM209 245V244H208ZM33 246V245H32ZM44 246H45V243H44ZM185 246H186V244H185ZM193 246H194V244H193ZM193 246H190V247H188L189 248V252H188V255L185 257L184 256V258L182 257L183 256V250H182V248H181V256L178 258V259H171V258H169L168 257V255L166 254V248H165V254H163L162 252H160V251H158L157 249H155V247H154V245H153V249H155V253H149V252H143V251H140L138 248H137V250H139L140 252H142V254H141V258H142V260H143V262H142V264H194V262H196L195 260V258L197 257H199L200 255H199V253L197 254V253H195V250H194V247ZM205 246H207V245H205ZM209 246H211V245H209ZM214 246V245H213ZM16 247V246H15ZM46 247V246H45ZM47 247H49V246H47ZM50 247H49V251H48V253H50ZM195 247H196V245H195ZM197 247V248H198ZM204 247V246H203ZM203 247L201 248V247H199L198 249L200 250V248L202 249V251L204 250L203 249ZM36 249H37V247H35ZM53 248V247H52ZM51 248V249H52ZM57 248H60V246H56V249ZM105 248V247H104ZM109 248H111V247H109ZM116 248V247H115ZM197 248H195V249H197ZM205 248H207V247H205ZM209 248V247H208ZM207 248V249H208ZM212 248V247H211ZM215 248V247H214ZM218 247H216V249H217ZM41 249V248H40ZM55 249V248H54ZM197 249V250H198ZM207 249L204 251V253L202 252L201 254L204 256V257H206L204 254H206L207 252ZM222 249V248H221ZM107 250H110V249H107ZM211 250H213V249H211ZM56 251V250H55ZM113 251V248H112V250H111V252ZM147 251V250H146ZM201 251V250H200ZM220 251H222V250H220ZM23 252V251H22ZM29 252V251H28ZM27 252V253H28ZM30 252H32V250L30 251ZM34 252V251H33ZM38 252V251H37ZM44 252V251H43ZM53 252H54V250H53ZM133 252V253H134ZM223 252V251H222ZM9 253V252H8ZM52 253V252H51ZM50 253V254H51ZM57 253V252H56ZM133 253H130V254H133ZM209 253V252H208ZM231 253V254H230ZM16 254V253H15ZM25 254V253H24ZM59 254V253H58ZM57 254V255H58ZM109 254H110V252H109ZM195 254H196V257H195ZM210 254V253H209ZM7 255V253L6 254H4L3 256H5V257H3L2 258V255H1V260H0V264H19V261L18 262H16L15 263V261L16 260H21V259H16L15 260V257L13 258L12 257V255H9V256H6ZM29 255H31V253L29 254ZM52 255H53V253H52ZM56 254H54V258L55 257H57V256H55ZM111 255H114V254H111ZM197 255H199V256H197ZM215 255H216V253H215ZM236 255H239V257L238 256H236ZM16 256H17V254H16ZM24 256H26V255H24ZM28 256V255H27ZM129 256V255H128ZM235 256V257H234ZM22 257V256H21ZM208 258V257H207ZM205 259V260H209V258H210V256H209V258L208 259ZM212 258H214V257H212ZM212 258H210V261L209 262H207V261H205L204 260V262H207V264L209 263V264H211L212 262H214V261H216L215 260V258L213 259L214 261H212L211 262V260H212ZM224 258V257H223ZM40 259H41V257H40ZM56 259V258H55ZM199 259L202 261V263H203V259L204 258H200L199 257ZM200 260H199V262H200ZM111 261H109V263L107 262V263H105V264H111L110 263ZM121 262V261H120ZM198 262V263H199ZM21 264H24V262H23V259L21 260V262H20ZM132 263V262H131ZM141 263V262H140ZM197 263V264H198ZM201 263V262H200ZM26 264V263H25ZM30 264V263H29ZM65 264V263H64ZM113 264V263H112ZM126 264H128V263H126ZM130 264V263H129ZM196 264V263H195ZM203 264H206V263H203ZM214 264V263H213ZM217 264V263H216Z\"/></svg>",
	"mask_w": 264,
	"mask_h": 264
},
{
	"label": "crops",
	"instance_id": "3",
	"mask_svg": "<svg viewBox=\"0 0 264 264\" xmlns=\"http://www.w3.org/2000/svg\"><path fill=\"white\" fill-rule=\"evenodd\" d=\"M213 28L203 15H191L181 23L169 28L158 44L165 61L179 77H188L201 65V52L212 44ZM209 39V41H208ZM141 42V41H140ZM142 46V42L137 45ZM155 49L151 48L150 50ZM159 52V53H160ZM221 88L217 89V95Z\"/></svg>",
	"mask_w": 264,
	"mask_h": 264
},
{
	"label": "built area",
	"instance_id": "4",
	"mask_svg": "<svg viewBox=\"0 0 264 264\" xmlns=\"http://www.w3.org/2000/svg\"><path fill=\"white\" fill-rule=\"evenodd\" d=\"M166 254L171 259H178L181 254V247L175 244H171L166 248Z\"/></svg>",
	"mask_w": 264,
	"mask_h": 264
}]
</instances>
